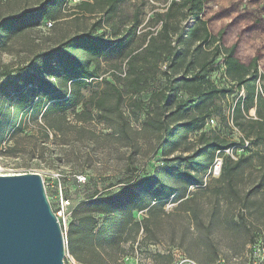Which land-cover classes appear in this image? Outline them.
<instances>
[{"label":"trees","instance_id":"obj_1","mask_svg":"<svg viewBox=\"0 0 264 264\" xmlns=\"http://www.w3.org/2000/svg\"><path fill=\"white\" fill-rule=\"evenodd\" d=\"M68 1L35 0L34 9L0 19V30L19 32L59 20L58 8ZM127 1H79L75 10L98 15L90 29L38 53L0 86V144L8 129L15 130L21 116L31 112L39 113L55 135H64L70 122L101 125L107 131L103 136L127 151L128 177L87 195L70 211L67 254L78 264H125L124 259L137 251L145 252L149 264H173V249L184 251V244L191 242L188 225L203 224L201 197L214 205L210 224L221 222L220 208L225 202L241 201L237 174L252 156L235 155L233 160L225 151L233 152L235 143L219 132L204 131L216 116L229 128L217 102L233 89L245 91L229 113L233 127L243 134L242 147L244 141L264 142V73L258 71L259 66L264 69V47L245 55L243 47L250 31L260 28L259 21L239 25L246 16L239 13L215 34L203 17L206 0H171L164 11H154L146 21L140 8L131 17L120 16L121 5ZM226 11L221 9L220 16ZM233 22L239 27L231 31ZM233 32L239 36L229 44ZM110 56L115 63H107L112 71L108 79L100 73L99 60ZM221 68L227 89L210 79ZM159 75L164 82L154 87ZM94 82H98L96 90L85 98L83 91ZM144 93H149L146 101ZM251 108L255 117L248 115ZM141 109L145 117L135 128L133 122L139 121ZM145 150L160 153L162 162L152 175L133 178L138 170L134 161ZM220 154V175L209 180L207 174ZM258 159L264 175V155ZM116 186V193L109 191ZM170 199L176 207L166 211ZM243 208L230 217L233 224H239L234 218L242 219ZM137 213L142 214L140 219ZM180 217L181 231L176 232ZM161 239L170 247L152 251L149 246H159Z\"/></svg>","mask_w":264,"mask_h":264},{"label":"rangeland","instance_id":"obj_2","mask_svg":"<svg viewBox=\"0 0 264 264\" xmlns=\"http://www.w3.org/2000/svg\"><path fill=\"white\" fill-rule=\"evenodd\" d=\"M79 1L81 0H69L61 4L58 8V15L61 17L59 20L44 21L38 26L25 27L19 32L15 29L0 30V86L8 78H13L17 69L27 66L38 53L52 49L64 39L90 29L98 15L91 16L75 10L74 7ZM170 1L128 0L121 5L119 14L121 17H131L133 11L140 8L146 21L154 11H164ZM34 3L35 0H0V19L20 16L24 11L34 9L36 7ZM221 9L227 11L220 16ZM73 12L78 13L76 18L72 16ZM239 13L246 15L240 18L239 25L248 20H258L260 26L250 31L249 41L244 39L245 55L259 46L264 47V0H206L203 17L208 21L211 32L216 34L226 28L232 17ZM49 23L50 28L47 26ZM239 25L238 22H233L231 31L236 30ZM95 32L101 33L102 30ZM109 36L110 32L107 30L106 37ZM238 36L237 32H233L227 40L228 43H233ZM114 60V56L102 57L99 60L102 77L110 79L109 74L112 71H108L107 63ZM93 68L94 66H91V69ZM258 71L264 73L262 66H259ZM210 79L221 88L227 89L229 86L224 79V68L212 73ZM163 82L159 75V81L153 86L157 87ZM95 83L98 82H94L83 91L85 98H89L96 90ZM243 95L245 91L242 89H233L225 98L217 102L223 108L229 128L224 127L223 119L219 116L213 117L212 122L210 121L204 128L207 133L216 131L233 141L234 155L252 156L242 164L237 174L241 201L225 202L220 208L221 222L210 224L209 214L214 210V205L207 197H201L199 201L202 204V211L199 215L203 224L188 225L187 233L191 242L184 244V251L173 249V264H264V180L260 181L264 175L260 170L258 159L260 155H264V142L248 141V146L242 147L243 134L233 127L229 118L235 101ZM148 96L149 93L142 94V100L146 101ZM248 115L255 117L254 108L249 109ZM144 117V111L141 109L139 121L133 122V126L138 128ZM68 120L73 121L71 116ZM68 127V129L64 127V135H55L46 127L39 113L34 115L29 112L22 115L19 126L13 131L10 127L0 144V175L39 174L53 210L57 207L54 196L59 191L60 183L63 196L69 201L66 213L70 217L71 209L87 195L101 192L110 183L114 184L119 179L127 178L129 173L127 151L114 145L112 139H106L103 135L107 131L101 125L85 123L75 126L74 122H70ZM190 138L193 139V136L191 135ZM146 152L147 156H145ZM222 157L223 155L220 154L219 158ZM136 159L134 167L138 170L132 177L140 179L152 175L162 162L160 153L153 154L146 150L143 151V157ZM79 175L85 177V184L77 183L76 176ZM213 178L218 177L211 175L208 179ZM213 186L216 185L212 184ZM193 190L191 189V192ZM109 191L116 193L118 186ZM242 206L245 207L241 210L242 219L234 218L239 224H233L230 217ZM175 207L176 204L171 203L170 199L164 209L172 211ZM141 216V213H137L135 217L140 219ZM181 219V217L176 219V232L181 231ZM200 236L201 239L198 238ZM161 241L159 246L151 245L149 248L152 251L155 249L161 251L170 247L163 239ZM145 256V252L137 251L133 257L125 258L124 263L149 264L146 259L144 260ZM64 263L78 264L69 254H65Z\"/></svg>","mask_w":264,"mask_h":264},{"label":"water","instance_id":"obj_3","mask_svg":"<svg viewBox=\"0 0 264 264\" xmlns=\"http://www.w3.org/2000/svg\"><path fill=\"white\" fill-rule=\"evenodd\" d=\"M65 245L41 176L0 175V264H65Z\"/></svg>","mask_w":264,"mask_h":264},{"label":"built area","instance_id":"obj_4","mask_svg":"<svg viewBox=\"0 0 264 264\" xmlns=\"http://www.w3.org/2000/svg\"><path fill=\"white\" fill-rule=\"evenodd\" d=\"M47 26L50 28L51 24L49 23ZM247 146H248V141H244V147H247ZM225 153L227 155H229L233 160H236V157L233 154L232 150H226ZM221 163H222L221 158L216 157L211 168H210V170H209V172H208V174H207V176L212 175V176L218 177L220 175V171H221ZM57 181L59 182V180H57ZM76 181L79 184H85V177L80 176V175L76 176ZM54 199H56L57 207L53 211H54V214L56 215V217H57V219L61 225L63 235L65 238V235H66L65 230H66L68 220H69V215H68V213H66L67 207L69 206V201L63 196V193H62L61 188H60V183H59V191L54 196ZM66 255H67V253H66Z\"/></svg>","mask_w":264,"mask_h":264}]
</instances>
